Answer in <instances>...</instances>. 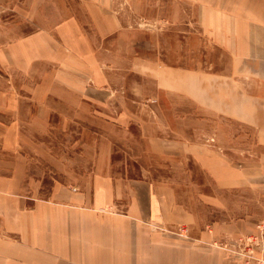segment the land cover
<instances>
[{
    "label": "crops",
    "instance_id": "1",
    "mask_svg": "<svg viewBox=\"0 0 264 264\" xmlns=\"http://www.w3.org/2000/svg\"><path fill=\"white\" fill-rule=\"evenodd\" d=\"M0 8V264H247L258 225L226 194L264 186V0ZM74 129L110 143L88 173L49 144ZM41 160L62 176L45 195Z\"/></svg>",
    "mask_w": 264,
    "mask_h": 264
},
{
    "label": "rangeland",
    "instance_id": "2",
    "mask_svg": "<svg viewBox=\"0 0 264 264\" xmlns=\"http://www.w3.org/2000/svg\"><path fill=\"white\" fill-rule=\"evenodd\" d=\"M13 16V10H10L9 8H0V24L5 23L10 17ZM8 35H5V37H2L0 42H5ZM51 123L56 124V121H52ZM89 124V122H87ZM93 125V123H91ZM97 130L102 131H108L112 136V143L111 146L113 148L114 146V152L113 155V162L116 166V171H120V162L123 159V155L120 151V149L116 148L121 144L122 136H121V130L120 128H114L110 131L107 129H104V125L101 123H97L96 125ZM61 131H55L52 130L50 135H52V138L49 139L50 147L53 150V154L55 157L57 155L64 156L66 160V167L69 165L70 167L72 165H75L79 171L82 173H88L89 169L88 164L90 165L93 161L94 156L96 155L99 159V153L100 151H103L104 148L110 143L105 140L102 137H96L94 140L93 137H88V135H84V137H79V139L82 142L90 141L91 147L87 145H84V143L79 144L77 146L78 140H76V135L74 133H78V129L70 130V131H64L60 133ZM74 132V133H73ZM117 145V146H116ZM76 146V148H74ZM74 148V149H73ZM79 150V152L77 151ZM96 152V153H95ZM81 155V159H80ZM78 156V157H77ZM77 157V158H76ZM36 167L31 169L33 175L35 177L39 176V178L43 177L42 185H36L34 182L33 185H31L32 179H28L29 183L26 184V188L28 191H37L38 187L40 190L38 191L39 194H47L51 187V178L52 177H59L60 175L56 172L57 170L53 168V166L50 163H45L42 160L35 163ZM91 169V168H90ZM193 169L195 170L196 176H198L202 182H203V174L200 172V170L196 167V165H193ZM33 177V176H32ZM62 177V176H60ZM204 183V184H203ZM200 186L198 185V190L202 188V190L205 191H211L212 187L209 183L203 182ZM227 206L229 205L230 209H235L236 213H239L240 216H244L245 214L252 213V215L255 216L256 222H257V233L255 235H249L246 237L241 238V252L242 256L246 262L248 260L247 255H252L257 258H264V186H259L257 189L248 192V191H239L235 192L234 194H226ZM234 199V200H233ZM206 206L204 204L201 205V209H205ZM208 209V208H207ZM211 211V208L208 209ZM239 210V211H237ZM213 216V217H212ZM206 217H208L209 220L214 219L216 217L215 214L210 215V213L206 214ZM257 238V239H256ZM246 255V257H245ZM248 264V261L246 262Z\"/></svg>",
    "mask_w": 264,
    "mask_h": 264
},
{
    "label": "built area",
    "instance_id": "3",
    "mask_svg": "<svg viewBox=\"0 0 264 264\" xmlns=\"http://www.w3.org/2000/svg\"><path fill=\"white\" fill-rule=\"evenodd\" d=\"M247 258L248 260H246V262L248 261V264H264V258H257L252 255H247Z\"/></svg>",
    "mask_w": 264,
    "mask_h": 264
}]
</instances>
